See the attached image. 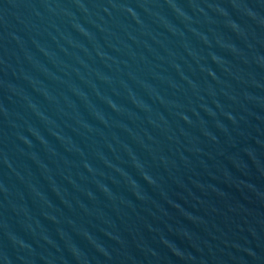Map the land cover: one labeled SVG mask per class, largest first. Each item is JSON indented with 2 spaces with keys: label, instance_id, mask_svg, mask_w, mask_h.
Listing matches in <instances>:
<instances>
[{
  "label": "water",
  "instance_id": "obj_1",
  "mask_svg": "<svg viewBox=\"0 0 264 264\" xmlns=\"http://www.w3.org/2000/svg\"><path fill=\"white\" fill-rule=\"evenodd\" d=\"M0 264H264V0H0Z\"/></svg>",
  "mask_w": 264,
  "mask_h": 264
}]
</instances>
